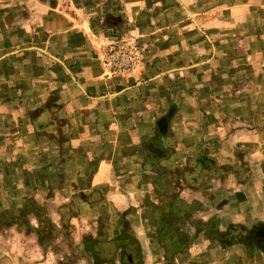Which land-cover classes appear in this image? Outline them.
I'll list each match as a JSON object with an SVG mask.
<instances>
[{"label": "crops", "instance_id": "1", "mask_svg": "<svg viewBox=\"0 0 264 264\" xmlns=\"http://www.w3.org/2000/svg\"><path fill=\"white\" fill-rule=\"evenodd\" d=\"M126 36L141 69L106 78L99 57ZM230 151L251 177L223 192V216L264 225V0H0V208L46 193L69 223H112L122 194L153 193L167 164L206 152L234 165ZM240 251L178 260L264 263Z\"/></svg>", "mask_w": 264, "mask_h": 264}, {"label": "rangeland", "instance_id": "2", "mask_svg": "<svg viewBox=\"0 0 264 264\" xmlns=\"http://www.w3.org/2000/svg\"><path fill=\"white\" fill-rule=\"evenodd\" d=\"M238 155L230 151L226 158L234 165H222L217 158L225 172L217 176L207 175L199 186L192 188L184 182V173L192 170L188 163L167 164V173L163 171L164 176L162 174L152 183L155 187L153 193L142 190L131 195L130 192L122 194L125 207L117 212L119 217L116 214L112 223H69V207L63 208L53 202L48 208L44 200L46 193H40L42 201L39 200V205H33L27 200L30 198L25 197L27 206L21 204L20 209L0 208V264H180L178 256L189 249L200 253L206 250L215 258L226 252L228 255L229 250L232 258L238 257L240 250H252L250 253L253 255L256 250L264 258L255 246L237 240L226 246L215 237L216 233L225 236L228 228L222 233L220 227L226 225L234 224L247 230L257 225H241L233 217H227L226 210L224 216L222 213V200L228 198L223 192H230L229 198H232L234 192L239 193L240 178L249 180L251 177L250 173L242 175L244 170L238 165ZM176 166L178 168L173 169ZM234 166L237 169H233ZM170 172L172 174H168ZM253 193L255 191H251ZM26 195L32 193L26 192ZM116 195V191L110 192L111 198ZM78 197L77 192L71 196L76 202ZM254 199L257 200L256 197L250 198V202L253 203ZM133 203L134 206L131 205ZM176 208L183 210L177 211ZM50 209L53 216L60 213L65 221L52 223V219H47ZM233 215L236 217V212ZM220 217L224 218L221 226L217 220ZM213 220L217 221L212 230L210 223ZM253 259L251 256L249 261ZM255 260L258 262L256 257Z\"/></svg>", "mask_w": 264, "mask_h": 264}, {"label": "trees", "instance_id": "3", "mask_svg": "<svg viewBox=\"0 0 264 264\" xmlns=\"http://www.w3.org/2000/svg\"><path fill=\"white\" fill-rule=\"evenodd\" d=\"M188 164L192 167V170L184 173V182L188 184V187L190 188L199 186L202 183V178L207 175L217 176L225 172L224 166L219 164L216 158L208 156L206 152H202L194 159L189 160ZM24 204L27 206V203ZM33 209L35 211L38 210L37 208ZM176 210H183V208H176ZM215 224V220L210 223L211 229L215 226ZM215 235V237L223 244H226V246L233 244V242L237 240L239 242L257 247L264 254L263 224H257L249 230H247L245 227H236L230 225L225 236L218 233Z\"/></svg>", "mask_w": 264, "mask_h": 264}, {"label": "built area", "instance_id": "4", "mask_svg": "<svg viewBox=\"0 0 264 264\" xmlns=\"http://www.w3.org/2000/svg\"><path fill=\"white\" fill-rule=\"evenodd\" d=\"M100 64L106 78L132 79L141 69L143 49L134 36L119 39L113 50L102 51Z\"/></svg>", "mask_w": 264, "mask_h": 264}]
</instances>
